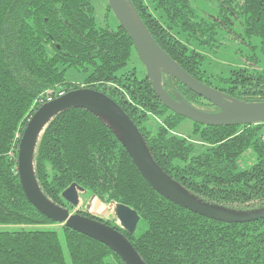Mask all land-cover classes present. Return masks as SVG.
Listing matches in <instances>:
<instances>
[{"label": "trees", "instance_id": "obj_1", "mask_svg": "<svg viewBox=\"0 0 264 264\" xmlns=\"http://www.w3.org/2000/svg\"><path fill=\"white\" fill-rule=\"evenodd\" d=\"M130 2L157 44L189 74L240 101H264V68L256 54L214 85L201 69L204 56L190 48V42L212 47L217 29L231 30L235 17L242 36L259 39L264 58V0H218L211 19L197 18L190 0ZM181 32L186 41L178 38ZM132 52L118 24L96 25L90 0H0V264H125L105 244L40 213L19 181L16 134L47 96L80 87L116 102L154 162L197 200L236 212L264 210L261 123L210 126L174 113L145 73L121 71ZM70 67L85 73L82 82L66 80ZM161 82L171 97L218 111L179 80L162 74ZM149 116L159 119L153 131L145 125ZM183 120L191 121L188 135L177 130ZM31 166L42 194L68 211L72 206L61 193L72 183L104 204L134 209L141 230L132 234L113 218L77 213L121 231L146 264H264V217L224 222L167 199L139 171L120 129L87 108L62 109L43 124Z\"/></svg>", "mask_w": 264, "mask_h": 264}, {"label": "water", "instance_id": "obj_2", "mask_svg": "<svg viewBox=\"0 0 264 264\" xmlns=\"http://www.w3.org/2000/svg\"><path fill=\"white\" fill-rule=\"evenodd\" d=\"M118 25L133 42L145 74L158 99L171 111L191 121L210 125L228 126L255 124L264 121V101H240L223 91L210 86L184 70L154 40L130 0H107ZM162 74H167L218 108L216 112L198 109L185 99L171 97L163 88ZM84 107L96 112L117 126L124 145L139 171L160 194L176 204L215 220L224 222H245L264 217V210L236 212L197 200L175 183L152 159L137 127L124 111L110 97L87 87L65 92L39 106L30 116L21 134L17 153L16 169L22 190L29 202L49 219L65 224L77 232L85 234L108 246L125 264H146L129 239L116 228L99 220L70 213L68 209L47 199L38 188L32 173L31 157L36 137L43 124L56 112L69 107ZM83 188L70 184L61 193L72 207L79 205V194ZM94 196L92 195V198ZM119 226L128 233H134L139 215L134 209L112 203ZM89 205H87L88 210Z\"/></svg>", "mask_w": 264, "mask_h": 264}, {"label": "rangeland", "instance_id": "obj_3", "mask_svg": "<svg viewBox=\"0 0 264 264\" xmlns=\"http://www.w3.org/2000/svg\"><path fill=\"white\" fill-rule=\"evenodd\" d=\"M94 7V18L96 25L99 27H109L110 29H115L118 22L112 13L108 9L107 0H90ZM197 18L211 19L217 15L218 0H190ZM160 12H157V14ZM242 23L239 18H232L231 30L217 29L216 40L212 42V47L208 45H201L196 42H190V48H195L200 52L204 59L201 63V69L205 71L206 76L209 81L214 85L219 84L218 78L228 77L230 72L234 68L245 66L246 58L254 53L259 58V66L264 68V58L259 51V39L257 37H252L251 39L242 36ZM178 35L182 41H186V34L181 32ZM251 43L253 49L249 46ZM132 68L136 69V74L138 76H143L145 73V68L136 52H132L126 66L122 68L121 71L130 70ZM65 78L68 81L80 83L85 78V73L76 70L75 68H67L65 71ZM159 119L154 116H149L145 122V125L149 127L152 131L158 124ZM192 127L191 121L183 120L182 124L178 127V132L184 135L190 133V128ZM200 144V143H199ZM244 158L241 159V163ZM245 161V160H244ZM79 205L77 208H73L72 212H77L79 210L84 211L88 207L90 214L98 216L104 219L115 220V223L119 225L118 220L114 213L113 204H104L97 200L95 197L89 194V192H81L79 194ZM94 203H93V202ZM53 227H58L54 225ZM141 230L140 226L136 229V232ZM62 238V236H61ZM63 239V238H62ZM65 257L68 255L65 251ZM109 258V257H108Z\"/></svg>", "mask_w": 264, "mask_h": 264}, {"label": "built area", "instance_id": "obj_4", "mask_svg": "<svg viewBox=\"0 0 264 264\" xmlns=\"http://www.w3.org/2000/svg\"><path fill=\"white\" fill-rule=\"evenodd\" d=\"M64 93H65V92H59V93H58V96H61V95H63ZM58 96H57V97H58ZM52 99H54V98H52V96L49 95V96H47V98H46V102H49V101H51ZM46 102H45V103H46ZM261 125H262V128H263V133H262L261 139L264 141V121L261 122ZM20 137H21L20 134H16V138H19V139H20ZM73 208H77V207H73Z\"/></svg>", "mask_w": 264, "mask_h": 264}, {"label": "crops", "instance_id": "obj_5", "mask_svg": "<svg viewBox=\"0 0 264 264\" xmlns=\"http://www.w3.org/2000/svg\"><path fill=\"white\" fill-rule=\"evenodd\" d=\"M93 202V201H92ZM94 203V202H93Z\"/></svg>", "mask_w": 264, "mask_h": 264}]
</instances>
